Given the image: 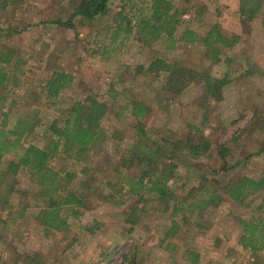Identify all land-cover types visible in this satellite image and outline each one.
Here are the masks:
<instances>
[{"label": "rangeland", "instance_id": "rangeland-1", "mask_svg": "<svg viewBox=\"0 0 264 264\" xmlns=\"http://www.w3.org/2000/svg\"><path fill=\"white\" fill-rule=\"evenodd\" d=\"M79 1L0 0V50L12 54L1 65L16 78L0 110L11 122L32 109L40 115L25 143L48 145L50 123L61 125L87 95L107 105L99 141L81 153L60 144L49 161L61 188L82 202L61 208L62 230L40 224L47 198L33 177L24 169L6 177L12 190L4 188L6 202H0V264H24L37 253L43 264H264L263 246L251 252L240 242L241 221H264V188L243 203L222 188L264 175V0H170L179 20L172 38L166 26L160 36L151 28L159 26L150 18L151 0H109L106 13L91 20L77 16L71 27L52 22L67 20ZM120 12L131 20L130 34H113ZM214 27L228 38L218 61L202 43ZM186 31L196 42L180 40ZM155 60L193 72L191 80L177 92L166 90L168 73L147 70ZM57 71L70 81L46 100L45 81ZM207 78L226 81L218 96L207 92ZM136 103L143 107L138 117L126 108ZM145 142L158 145L160 156L144 155ZM187 142L205 154L191 155ZM9 159L2 158L0 171ZM165 163L176 165L166 181L173 200L166 204L151 189ZM201 185L204 197L219 198L198 212L188 205L199 201L194 189ZM172 220L180 229L166 237Z\"/></svg>", "mask_w": 264, "mask_h": 264}, {"label": "trees", "instance_id": "trees-1", "mask_svg": "<svg viewBox=\"0 0 264 264\" xmlns=\"http://www.w3.org/2000/svg\"><path fill=\"white\" fill-rule=\"evenodd\" d=\"M109 0H80L78 5L74 8L69 18L65 21L56 19L52 21L57 26L71 27L73 18L81 16L85 19L91 20L98 15L106 13L107 5ZM151 10L150 18L154 24L152 25L156 32V36H160L163 33V28L168 29L165 33L168 38H172V33L176 29L179 20L175 18L173 9L174 5L170 0H151L149 7ZM119 17L122 21L118 24L117 31L113 34L123 30L125 34H130L131 31V20L127 18L122 12L119 13ZM146 25V23L144 24ZM143 25V26H144ZM147 27V26H146ZM263 27H264V16H263ZM144 32L145 27L141 28ZM191 31H186L185 36L181 37V41L187 43L196 42V37ZM189 36L190 38H187ZM192 36V38H191ZM214 36V38H211ZM228 38L221 35L214 27L207 36L203 39L202 43L207 47V51L210 52L211 58L218 61V53L221 47L228 45ZM238 37L229 39V43L234 45ZM11 53L0 50V103H2L7 93L15 85V77H12L6 71L2 63L7 67L10 64ZM149 72H167L164 87L168 91L177 92L184 85L191 80V74L193 72L187 71L186 69L179 68L177 64H166L160 60H155L147 67ZM70 81L67 74L61 71H57L54 75L47 79L44 84V97L45 99H55L58 97L61 89ZM226 84L225 80L219 79H206V90L207 92L217 95L219 90ZM11 86V88H8ZM127 109L133 113L135 117L141 116L143 112L142 103H136L131 108L126 106ZM107 111L106 103L99 101L91 95L85 96L82 100L75 101L65 119L61 125H58V120H53L49 125L50 134L54 137L48 145L45 147H37L32 144L25 143V139L28 134L39 125L40 115L37 109H32L30 115L17 117L13 122L9 121V116L6 111L0 110V162L3 157L9 156L5 169L0 171V202L5 203L6 200L2 190L4 188L9 192L12 190V186L5 184V179L8 175L14 176L19 170L24 169L30 177H33L35 182L39 185V192L47 198V208L42 209L39 214V222L46 230L60 231L65 227V222L60 215L61 208L63 206H80L82 202L72 192L61 188L60 182L58 181L57 173L54 172L50 166L49 161L55 155L57 146L62 144L64 147L73 146L78 152H85L90 146L99 141L102 138L100 121ZM143 115V114H142ZM9 125V127L7 126ZM146 145L144 155H156L160 156L162 150L156 144ZM188 152L197 157L204 155L205 152L200 149V145L186 143ZM184 146H182L183 148ZM134 154H140L139 149L136 147ZM205 150V149H204ZM222 155L226 154V149L220 151ZM143 155V156H144ZM142 156V155H141ZM176 165L173 163H165L161 170L159 169V176L157 179L151 181V189L154 190L158 197L163 203L173 200V194L169 192L166 186V181L174 174ZM143 178L140 179L138 185L139 188H143ZM205 186L201 185V188H195L194 190L199 193V201L196 203H190L188 208H193L198 212L212 204L215 198H219L218 194L211 192L205 197L203 194ZM223 188L224 193L237 203H243L244 200L250 193H254L264 188V175L258 179L249 178L242 176L236 181L228 182ZM148 189V190H151ZM63 191V194H59ZM134 192V189H131ZM185 202V198L173 204L171 215L174 216L180 212V203ZM166 208V207H165ZM263 223V229H262ZM242 233L240 242L243 248L248 249L251 252L259 251L262 246L264 247V221L254 224L251 222L245 223L241 221ZM180 229L178 221L172 220L170 227L166 230L165 236L172 237ZM35 254V253H34ZM37 254L33 257L27 256V261L24 264H43L42 261L37 260ZM191 259L197 261L199 255L189 251Z\"/></svg>", "mask_w": 264, "mask_h": 264}]
</instances>
